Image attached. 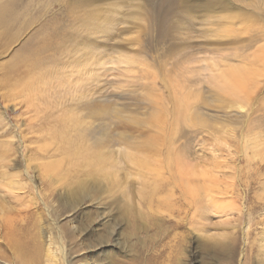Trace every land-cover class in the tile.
<instances>
[{"label":"rangeland","instance_id":"1","mask_svg":"<svg viewBox=\"0 0 264 264\" xmlns=\"http://www.w3.org/2000/svg\"><path fill=\"white\" fill-rule=\"evenodd\" d=\"M0 151V264H264V0H0Z\"/></svg>","mask_w":264,"mask_h":264},{"label":"bare ground","instance_id":"2","mask_svg":"<svg viewBox=\"0 0 264 264\" xmlns=\"http://www.w3.org/2000/svg\"><path fill=\"white\" fill-rule=\"evenodd\" d=\"M84 23L85 22H83V25H84ZM72 39L75 41V43L77 45L78 44H81V43L85 44V42L87 41V39H85L83 36H80V35H78V36L75 35L74 38H70V36L67 37L66 34H65L64 36H62V37H60L58 39L59 42H57V44H56V46H57L56 47V50L59 52V54L60 53L61 54L63 53L62 54V56H63V55H66L67 53H70V51L68 50V45H71L70 44V41ZM44 43H42V44H44ZM37 51L40 52L39 49H37ZM78 52H80V51H78ZM65 57H67V56H65ZM30 86L31 85H29L27 88H29ZM86 110L88 111L87 114H86V117H88L91 122H89L90 123L89 127L84 128L85 129L84 131H85V133H88V135L93 139V141H94V148H96V149L102 148V146L105 145L106 142H109V140H112V139L109 137V134H110L109 128L104 127L103 126V123L101 122V110H100V106H99V104L97 102L91 103V104L88 105V107H86ZM71 119H73V117H71ZM162 136L165 137V138H163V142L166 143V141L168 139L167 136L166 135H162ZM68 141H70V140H68ZM163 145L164 144H162V146ZM85 149H82L81 144H80L79 149H78V154H76L79 159L82 160V157H84L85 160H87V161L88 160H92V161H94L93 163H95V164H99L100 162H102V156H101V154L99 152L87 151ZM84 150L86 152H84ZM72 151H73V142H70L69 143V148H65L64 149V153H66V154L69 155V158H67V159L70 162H71V157L70 156H72V158H74L73 156L75 155V153H73L75 151H73V152ZM155 151H159V150H155ZM76 153H77V151H76ZM156 155H159V154L157 153ZM167 155L168 156L165 157V160L164 161H166V160L173 161L175 163H178L179 166H183L184 165L185 162H184V160H182V151H180L178 149H175L173 155H171L170 153H168ZM159 156L161 157V154ZM131 159L132 160H136L137 161L136 164L140 167V169H143V170L145 168H150V165L153 163V158L150 157V156H148V155H142L141 156L139 154H137V155L136 154H133V155H131ZM164 161L163 160H160V162H164ZM90 164H91V161L88 162V165H90ZM16 174H17V176H15ZM13 175H14L13 176L14 180H13V182L10 181L9 187L12 188V190H14L15 192H18V191H21V190L22 191L25 190L26 189L25 185L22 184V183H20V181L17 180V178L19 177L18 176L19 174L18 173H15ZM185 179H186L185 176L181 172L179 174V188H180L181 192H183L182 194H185L186 193L185 188H187V186H184V185H185V181H187V179L186 180ZM168 185H167V187H168ZM173 187H175V186H173ZM164 188H166V185H165ZM187 191H188V188H187ZM186 194L188 195V193H186ZM76 200H77V202H80L82 200V197L79 196V197L76 198ZM131 224H133V222H131ZM53 241L54 240L52 239V237H49L48 240H47L48 246H49L48 252L50 254L49 257H48V260H47V262L49 264H57V261H56V259H57V253L55 252V250L52 249V246L54 245ZM42 252H43V249L41 248V246L37 249V252H36L35 255H31V254L24 253V252L20 251L19 258L22 261V263H26L27 264L30 261H34L36 258H38V256H40V258H41L40 253H42Z\"/></svg>","mask_w":264,"mask_h":264}]
</instances>
